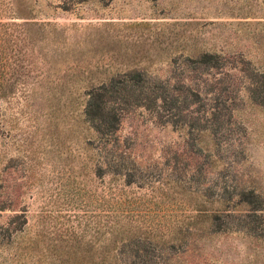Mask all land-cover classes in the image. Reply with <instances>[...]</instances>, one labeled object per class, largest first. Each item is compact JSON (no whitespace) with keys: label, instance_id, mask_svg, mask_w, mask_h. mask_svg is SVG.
<instances>
[{"label":"rangeland","instance_id":"374dc122","mask_svg":"<svg viewBox=\"0 0 264 264\" xmlns=\"http://www.w3.org/2000/svg\"><path fill=\"white\" fill-rule=\"evenodd\" d=\"M0 264H264V0H0Z\"/></svg>","mask_w":264,"mask_h":264},{"label":"trees","instance_id":"16d2710c","mask_svg":"<svg viewBox=\"0 0 264 264\" xmlns=\"http://www.w3.org/2000/svg\"><path fill=\"white\" fill-rule=\"evenodd\" d=\"M91 100V99H90ZM93 105V102L92 100L90 101V104L88 105V109L86 110V114L89 115V114H105L104 111L105 110V107H102L99 105H97V109L99 110V113H93L92 111V108L91 106ZM114 115V114H112ZM116 118V117H115ZM111 124V123H110ZM110 126V125H109ZM112 127L114 128V123L112 125ZM100 128V125H98V130ZM128 173H125L124 175L122 173H118V172H114L113 173V176H114V180H113V184L112 186L110 187L111 189V196H112V208H113V214L115 217H117L118 220H116V225L114 226H117L119 230L122 229L123 233H125L127 230V226L125 223H122L121 221L125 218H129V215H131V210L129 209L128 207V203H127V198L124 196V191H125V188L127 186H130L133 184V181L131 179H127ZM120 176L123 177L122 179V182H119L118 181V178H120ZM129 201V200H128ZM128 221V220H127ZM129 229L132 228V225L130 227H128ZM128 234H136V232H127ZM130 237H134L133 235H129ZM128 236V237H129ZM127 237V239H128Z\"/></svg>","mask_w":264,"mask_h":264}]
</instances>
